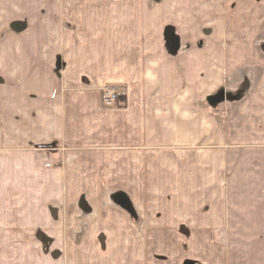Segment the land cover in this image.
<instances>
[{
  "label": "crops",
  "instance_id": "obj_1",
  "mask_svg": "<svg viewBox=\"0 0 264 264\" xmlns=\"http://www.w3.org/2000/svg\"><path fill=\"white\" fill-rule=\"evenodd\" d=\"M3 156L61 201L41 264H238L217 237L264 231V0H0Z\"/></svg>",
  "mask_w": 264,
  "mask_h": 264
},
{
  "label": "rangeland",
  "instance_id": "obj_2",
  "mask_svg": "<svg viewBox=\"0 0 264 264\" xmlns=\"http://www.w3.org/2000/svg\"><path fill=\"white\" fill-rule=\"evenodd\" d=\"M175 33L176 31L170 35L173 34L176 38L177 33ZM48 155L51 156L49 151ZM55 157L58 159L57 156ZM4 158L5 156L0 157V160ZM40 158L43 159L45 156ZM51 163L47 161L46 164L50 165ZM45 169L48 170V167ZM7 170L5 166L0 165V264H41L38 262L39 260L51 259L55 250L63 251L64 248L56 247L55 242H52V238L55 240L52 231L38 232L35 230L37 228L35 220L39 217L40 212L60 208L61 201L58 203L54 197L47 194L50 190L54 194V182L49 180L45 184L46 196H43L44 185L38 182L41 176L39 178L38 176L27 177V179L31 178V181H25L26 177L23 176H15L13 180L9 176L10 174H7ZM17 179L19 181H16ZM116 201L121 204L118 199ZM121 205L131 208L129 202L127 205ZM85 207L88 208V205ZM217 238L224 242L241 243L239 246H230L228 250L230 256L240 257L238 264H256V262L264 264L261 259L264 258V231H239L234 232L232 237H229L228 232H219ZM185 264L205 263L189 260ZM230 264L237 263L230 262Z\"/></svg>",
  "mask_w": 264,
  "mask_h": 264
},
{
  "label": "built area",
  "instance_id": "obj_3",
  "mask_svg": "<svg viewBox=\"0 0 264 264\" xmlns=\"http://www.w3.org/2000/svg\"><path fill=\"white\" fill-rule=\"evenodd\" d=\"M103 103L106 106H113L118 103V92L113 87H107L103 91Z\"/></svg>",
  "mask_w": 264,
  "mask_h": 264
},
{
  "label": "trees",
  "instance_id": "obj_4",
  "mask_svg": "<svg viewBox=\"0 0 264 264\" xmlns=\"http://www.w3.org/2000/svg\"><path fill=\"white\" fill-rule=\"evenodd\" d=\"M170 31V32H169ZM166 33H167V40H168V42L170 43V46H171V43H177V37L175 38V36L172 34V35H170V33H172L171 32V30L170 29H168L167 31H166ZM126 99V95L124 94V93H119L118 94V105L119 104H124L125 103V100Z\"/></svg>",
  "mask_w": 264,
  "mask_h": 264
},
{
  "label": "water",
  "instance_id": "obj_5",
  "mask_svg": "<svg viewBox=\"0 0 264 264\" xmlns=\"http://www.w3.org/2000/svg\"><path fill=\"white\" fill-rule=\"evenodd\" d=\"M225 98H226L225 94H224V93H221V94H219V95H217V96H214V97L212 98V101H214V102H220V101L224 100ZM118 200H119V202H120L121 204H123V205H127V201L124 200L123 198H119ZM128 208H130V207H128Z\"/></svg>",
  "mask_w": 264,
  "mask_h": 264
}]
</instances>
